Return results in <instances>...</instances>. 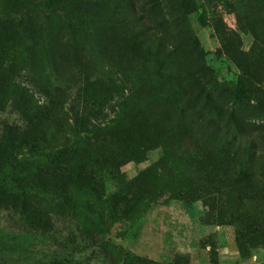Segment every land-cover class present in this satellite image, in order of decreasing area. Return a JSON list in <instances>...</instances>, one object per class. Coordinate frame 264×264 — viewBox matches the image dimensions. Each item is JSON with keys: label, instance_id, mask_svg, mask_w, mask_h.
Returning a JSON list of instances; mask_svg holds the SVG:
<instances>
[{"label": "rangeland", "instance_id": "rangeland-1", "mask_svg": "<svg viewBox=\"0 0 264 264\" xmlns=\"http://www.w3.org/2000/svg\"><path fill=\"white\" fill-rule=\"evenodd\" d=\"M100 3L0 0V264H264V0ZM161 44L176 100L143 82ZM12 81L44 132L3 143Z\"/></svg>", "mask_w": 264, "mask_h": 264}, {"label": "trees", "instance_id": "trees-1", "mask_svg": "<svg viewBox=\"0 0 264 264\" xmlns=\"http://www.w3.org/2000/svg\"><path fill=\"white\" fill-rule=\"evenodd\" d=\"M101 1L102 3L100 4L104 3V5L107 6V8H109L110 10L112 9V11L113 9H115L116 5H117L116 10L119 8V11H121V8H120L121 6L126 8L127 5L131 4L129 3V0H101ZM114 5L115 7L113 8ZM101 8H103V6ZM105 18H106L105 16L101 17V19H105ZM5 24L6 22L2 23L1 25H5ZM132 37L134 36L132 35ZM141 63L143 64L141 68L143 69L144 77L147 74L146 79L143 82L145 83V85H153L154 87L156 86L155 88L158 90L159 96H162L166 99L176 100L177 99L176 95L179 94V96H181L183 94L184 88L181 85L180 81L178 80L179 76H177V71L175 69L174 56L169 50L163 47L162 44L159 45L158 51L156 52L155 55L150 54V52L144 53L143 56L141 57ZM174 82L176 84H174ZM3 88L5 89L4 94L18 93L19 96L17 97V99L20 98L23 101H25L28 109L23 110V112H19L20 115L25 120L24 126L23 127L9 126L5 128L6 135L2 142L6 143V138H7L6 136L9 135L10 133L11 134L14 133V135H18L19 137H22L23 139H27L28 137L30 139L31 138L33 139V137H37L40 134H43L44 121L43 119L36 117L37 110L40 109V107L37 106V102L33 98L34 92L32 91V89L29 86L28 87L20 86L18 83L13 82V81L8 82L6 86H3ZM194 122L195 120L193 119L189 121L190 126H191L190 131H192V134L198 133L200 130L202 131L204 130L203 128L197 126L195 127V130H196L195 131L192 128ZM207 122H209V120L206 119V123ZM215 128H216L215 125L211 126V129H212L211 135H213ZM217 131L219 132V130ZM198 134H195V136H197ZM234 145H237V144L236 143H233V145L230 143L228 144L230 149L233 148ZM32 150L38 151L39 149L37 146H35L33 147ZM253 154L255 153L253 152ZM17 164L20 166V164L22 163L19 162ZM64 168H65L64 166L58 167L56 168L57 172H54L56 176V180L58 179L60 181L61 186L63 184V181L67 180L68 176L70 175L69 170H64ZM41 171L42 170L40 169L39 170L37 169V171L34 170L33 176L30 178L28 177L29 179L27 180L28 183L31 186H33V188L38 189L39 191H42V189H44L45 184H46L45 182L48 177L47 176L44 178L45 173L43 175H40ZM15 179L16 178L7 179L5 176L0 177V195L8 191L13 192L14 188H8V185H9V182L16 183V181H14Z\"/></svg>", "mask_w": 264, "mask_h": 264}]
</instances>
